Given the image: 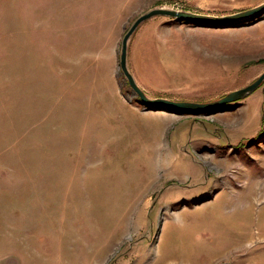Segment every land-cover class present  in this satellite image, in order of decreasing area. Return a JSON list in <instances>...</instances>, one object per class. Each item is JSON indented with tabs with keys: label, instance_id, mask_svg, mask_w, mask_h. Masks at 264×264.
<instances>
[{
	"label": "rangeland",
	"instance_id": "374dc122",
	"mask_svg": "<svg viewBox=\"0 0 264 264\" xmlns=\"http://www.w3.org/2000/svg\"><path fill=\"white\" fill-rule=\"evenodd\" d=\"M264 0H0V264H264V81L208 110L140 101L120 65L158 7ZM149 97L209 102L264 71V11L153 16L127 43Z\"/></svg>",
	"mask_w": 264,
	"mask_h": 264
},
{
	"label": "water",
	"instance_id": "95a60500",
	"mask_svg": "<svg viewBox=\"0 0 264 264\" xmlns=\"http://www.w3.org/2000/svg\"><path fill=\"white\" fill-rule=\"evenodd\" d=\"M264 11V2L258 4L256 6L225 15H210L203 13H196L186 10H176L170 8H153L144 14L140 15L136 18V20L132 23L128 31L123 36L121 42V52H120V60L119 65L127 79L128 84L131 86L135 94L139 97L140 101L147 105L157 104L166 106L169 108H181L188 110H208L212 108H216L219 105H222L227 102L236 101L242 99L253 92L263 81H264V71L250 84L233 90L229 93H226L221 98H218L209 102H190V101H177L163 97H149L145 92L137 85L133 75L128 69L127 66V43L130 35L137 28V26L157 15L168 16L172 18H177L183 21H191V22H199V23H208V24H228L236 21H241L249 18L250 16H254L256 14L262 13Z\"/></svg>",
	"mask_w": 264,
	"mask_h": 264
},
{
	"label": "bare ground",
	"instance_id": "6f19581e",
	"mask_svg": "<svg viewBox=\"0 0 264 264\" xmlns=\"http://www.w3.org/2000/svg\"><path fill=\"white\" fill-rule=\"evenodd\" d=\"M137 83V82H136ZM138 85V84H137Z\"/></svg>",
	"mask_w": 264,
	"mask_h": 264
}]
</instances>
